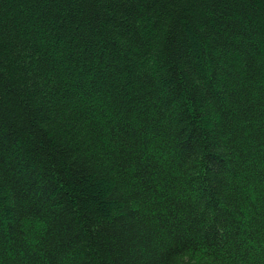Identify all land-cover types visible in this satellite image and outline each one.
Masks as SVG:
<instances>
[{
	"label": "trees",
	"instance_id": "obj_1",
	"mask_svg": "<svg viewBox=\"0 0 264 264\" xmlns=\"http://www.w3.org/2000/svg\"><path fill=\"white\" fill-rule=\"evenodd\" d=\"M0 264H264V0H0Z\"/></svg>",
	"mask_w": 264,
	"mask_h": 264
}]
</instances>
